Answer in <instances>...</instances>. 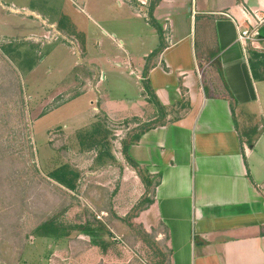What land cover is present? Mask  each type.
I'll return each mask as SVG.
<instances>
[{"label":"crops","instance_id":"obj_1","mask_svg":"<svg viewBox=\"0 0 264 264\" xmlns=\"http://www.w3.org/2000/svg\"><path fill=\"white\" fill-rule=\"evenodd\" d=\"M77 1L72 16L81 22L54 30L70 44H60L69 68L50 88L68 100L42 116L39 126L63 125L66 131L90 129L99 119L128 123L136 133L128 156L158 183L151 187V205L132 222L155 232L156 242L163 240L170 251L166 264H264V81L253 79L247 52L264 53V0H160L153 9V0H115L118 9L141 20L139 39L158 40L141 58L126 50L123 39L129 35L96 24L98 6ZM1 2L14 16L40 15ZM88 21L98 29V40L85 28ZM252 27L258 40L239 41V33ZM112 47L124 54L112 53ZM104 66L123 78L122 67L131 68L135 91L128 96L114 84L124 95H113ZM145 72L157 104L144 92ZM45 74L46 89L53 72ZM119 150L99 154V175L109 179L97 186L117 182L111 210L121 219L147 191ZM109 212L101 211L104 218Z\"/></svg>","mask_w":264,"mask_h":264},{"label":"rangeland","instance_id":"obj_2","mask_svg":"<svg viewBox=\"0 0 264 264\" xmlns=\"http://www.w3.org/2000/svg\"><path fill=\"white\" fill-rule=\"evenodd\" d=\"M5 1L40 15L21 11L14 16L0 0V264H158L165 260L168 255L163 240L156 242L155 232L149 234L151 239L143 236L141 226L132 222L133 210L121 219L113 214L117 182L102 190L97 186L109 179L99 175L104 163L99 161V154L118 149L123 154V147L136 136L128 123L109 124L99 119L90 129L66 131L63 125L42 128L38 123L68 100L51 93L50 85L69 68L60 44H70L54 30L65 28L71 20L81 22L72 16L80 3ZM93 4L98 6V15H92L96 24L108 32L129 35L121 39L133 58H141L142 51L158 44L157 39L145 43L138 38L141 20L134 17L133 22L130 11L118 9L115 0H91L90 6ZM189 15L184 16L186 20ZM84 26L99 39L92 21L84 22ZM108 45L104 39V48ZM111 49L114 54H124L116 47ZM43 57L47 58L42 64ZM103 68L108 77L105 85L113 95H124L116 92L119 90L114 84L128 96L135 91L134 74L128 75L131 68L122 67L125 78L109 74L108 66ZM47 71L53 74L45 89L41 83ZM77 109L82 113L81 107ZM64 166L74 175L67 177L72 190L49 178L50 174L61 178L57 170ZM151 190L148 188L141 201L151 198ZM107 209L110 212L104 218L101 211Z\"/></svg>","mask_w":264,"mask_h":264},{"label":"trees","instance_id":"obj_3","mask_svg":"<svg viewBox=\"0 0 264 264\" xmlns=\"http://www.w3.org/2000/svg\"><path fill=\"white\" fill-rule=\"evenodd\" d=\"M159 1L160 0H153V2L151 3V9H153L155 4ZM153 26L155 27V29L159 33L160 31H159L157 25L155 23H153ZM247 52H248V56H249V66H250L251 75H252L253 79L257 80V81H264V61H261V60H264V53H259L253 49H248ZM260 68L262 69V71H260ZM143 78H144V81H143L144 92L149 97V101L153 102L154 104H157L155 102V97L153 96V93L151 91L149 83L146 79V72L143 74ZM123 155H124L128 165L136 171V173H137L138 177L140 178L142 184L144 185L146 191L148 190V188L149 189L151 187L155 188L157 186L158 183L153 185V183L150 180V176L147 173L143 172L139 168V166L134 161H132L130 159V157L128 156V152H127V145H125L123 147ZM68 171L69 170L67 169L66 166L61 167L57 170V172H59L61 174V176H62L61 178H57L54 174H50L49 178L57 181L59 184L66 187L67 189L72 190L74 188L68 182L67 177H68V175H71L74 177V175L70 174ZM151 203H152L151 198L146 197L145 199H143L137 206L134 207L133 211L135 212V214L133 216H131V218H134L136 216V213L144 210L149 205H151ZM43 227H45L46 229H49L50 225H44ZM141 233L146 238L151 239V236L149 234L145 233L144 231H142ZM165 250L167 251V255L169 256L170 251L166 247H165ZM167 261H168V257L165 260L162 259V261H160L158 264H163L164 262L166 263Z\"/></svg>","mask_w":264,"mask_h":264},{"label":"built area","instance_id":"obj_4","mask_svg":"<svg viewBox=\"0 0 264 264\" xmlns=\"http://www.w3.org/2000/svg\"><path fill=\"white\" fill-rule=\"evenodd\" d=\"M238 39L244 44H252L258 40V32L254 27L242 30L239 33Z\"/></svg>","mask_w":264,"mask_h":264}]
</instances>
